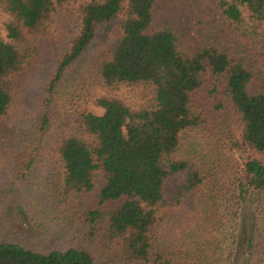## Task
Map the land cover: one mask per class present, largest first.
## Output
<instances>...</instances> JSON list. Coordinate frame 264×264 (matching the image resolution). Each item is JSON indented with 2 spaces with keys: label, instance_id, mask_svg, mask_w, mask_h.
I'll return each instance as SVG.
<instances>
[{
  "label": "trees",
  "instance_id": "obj_1",
  "mask_svg": "<svg viewBox=\"0 0 264 264\" xmlns=\"http://www.w3.org/2000/svg\"><path fill=\"white\" fill-rule=\"evenodd\" d=\"M155 3L0 0V129L16 113L19 83L56 40L61 15L73 22L27 107L30 126L0 139V155L23 153L19 179L39 165L50 171L33 192L47 187L54 211L82 207L95 239L49 249L0 242V264H250L252 254V264H264V91H248L256 71L216 37L185 49ZM211 3L224 24L264 47V0ZM95 50L105 56L70 96L81 74L75 65L95 62ZM55 110L71 124L50 139ZM190 135L207 140V154L187 145ZM93 192L94 205L84 204ZM37 201L27 200L36 210Z\"/></svg>",
  "mask_w": 264,
  "mask_h": 264
},
{
  "label": "rangeland",
  "instance_id": "obj_2",
  "mask_svg": "<svg viewBox=\"0 0 264 264\" xmlns=\"http://www.w3.org/2000/svg\"><path fill=\"white\" fill-rule=\"evenodd\" d=\"M154 11L158 19H167L168 22L177 30L182 45L188 51H193L200 43L203 36L209 35L218 38L221 43L228 48L240 50L247 59V63L255 69L256 75L251 79L248 85L250 93L263 90L264 91V47L253 43L249 38L240 36L229 26L223 23L215 13L211 0H156ZM3 17L0 15V36L5 37V31L1 21ZM73 22L67 15H61L58 20L57 28L52 33L55 34L56 40L49 43V49L43 62L39 68L32 73L27 79L22 80L18 85L16 113L10 122L4 123L1 127L0 139L5 142L12 141L17 136L23 134V125L30 126L31 115H28L27 107L32 104L37 97L41 85L49 73L54 57L67 43L66 34L72 31ZM242 48V50H241ZM52 49V52L49 50ZM94 51V48H93ZM95 62L90 58L84 59L74 67V72L79 75L78 80L67 89V94L79 91L81 79L86 76V80L90 79L95 72L96 64L105 56L106 50H95L92 52ZM99 55V56H98ZM101 56V57H100ZM99 59V60H98ZM87 69V70H85ZM79 87V88H78ZM86 87V84L83 88ZM72 88V89H71ZM82 101H77L80 105ZM87 106L97 114H101L102 110L87 102ZM69 109V108H68ZM67 109V111H68ZM55 127L48 134L50 139H56L58 136L65 134L71 122L68 120L66 112L58 114L55 110ZM30 122V123H29ZM191 140L187 145L196 144V149L201 155L208 152L207 142L200 135H190ZM48 149V147H46ZM12 151V150H11ZM12 155H0V242L12 241L20 244H27L37 249H49L51 247H64L66 245H78L82 243L83 238H90L95 242L94 237H90L87 225H84L81 218L82 207L78 206V210L64 212L60 210H51L48 207L51 196H48L46 188L40 190V195L33 192L36 184L46 180V175H51L46 171H40L42 165L36 166L32 171H26L24 177L18 178L21 161L18 159L23 153L19 151ZM46 151H42L45 154ZM21 153V154H18ZM27 184H22L24 181ZM31 186L30 184H33ZM41 185V184H40ZM102 185V181L99 184ZM99 188L97 186L95 191ZM175 187L171 190L174 191ZM95 192L86 194L83 203L94 205ZM37 196V210L27 202L29 197ZM54 199V198H53ZM47 204V205H46ZM23 205V215L18 212L17 206ZM46 205V206H45ZM38 213H41L37 215ZM26 216L27 220L23 217ZM40 247V248H39ZM226 259V254L222 256ZM252 264L253 254L247 259Z\"/></svg>",
  "mask_w": 264,
  "mask_h": 264
}]
</instances>
